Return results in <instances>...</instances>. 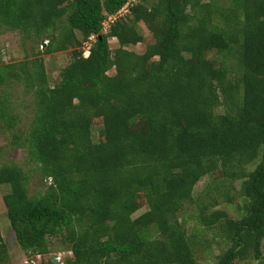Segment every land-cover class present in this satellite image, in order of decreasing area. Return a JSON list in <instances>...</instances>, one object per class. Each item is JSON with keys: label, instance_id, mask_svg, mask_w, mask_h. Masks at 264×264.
I'll return each mask as SVG.
<instances>
[{"label": "trees", "instance_id": "trees-1", "mask_svg": "<svg viewBox=\"0 0 264 264\" xmlns=\"http://www.w3.org/2000/svg\"><path fill=\"white\" fill-rule=\"evenodd\" d=\"M127 1L0 0V34L18 31L38 43L33 57L0 62V133L11 135L12 145L27 150L51 179L32 195L25 169L0 158L17 243L43 256L51 254L50 237H59L71 252L63 264H200L197 233L218 227L231 243L219 264L252 253L260 259L264 0H139L105 31L104 21ZM140 22L155 38L143 53L129 49L144 41ZM69 47L72 59L51 85L40 54ZM227 52L237 59L234 75L217 57ZM16 83L32 96L26 130L6 88ZM205 176L210 181L195 195ZM236 180L241 184L233 196ZM220 196L246 200L243 218L213 209ZM142 197L148 210L134 217ZM192 203L199 211L184 216ZM190 218L199 225L189 234ZM9 257L0 228V264Z\"/></svg>", "mask_w": 264, "mask_h": 264}, {"label": "rangeland", "instance_id": "rangeland-1", "mask_svg": "<svg viewBox=\"0 0 264 264\" xmlns=\"http://www.w3.org/2000/svg\"><path fill=\"white\" fill-rule=\"evenodd\" d=\"M139 31L144 36V41L136 45L129 46L130 50L136 51L138 53L145 52L147 46L155 41V38L152 32L147 28V26L140 22L138 25ZM79 34V33H78ZM25 41V42H24ZM43 46H40V49L43 50L48 45V40L43 41ZM38 43L33 40H27L23 38V35L18 31L5 30L0 34V62L3 63H12L19 62L24 60L26 57H33L38 51ZM110 46L112 49H115L119 46L118 40L116 38H110ZM89 48L88 43L82 45V49L87 54V49ZM72 47H69L65 50L55 51L53 53H41L40 56L44 58L46 65L47 73L49 75V81L51 85H54L59 80V75L63 67H65L72 59ZM215 56V53H210V57ZM219 61H224L227 67L230 70V75H234V68L237 63V59L234 53H224L222 56L217 55ZM110 74L115 73V69L109 71ZM10 88L11 95L15 101V108L20 115L19 126L22 129H28L32 115H33V106H32V96L25 91V88L22 84L16 83ZM223 107H218V111H223ZM101 124L98 120L95 121L93 127V136L94 140L97 141L101 139L100 135ZM12 136L8 133H0V147L3 148L0 153V158L4 161H13L21 165L27 174L29 175V191L30 194L35 195L38 192H43L46 189L47 184H50L51 179H44L43 174L41 173L39 166L33 162L28 155L27 150L21 147H14L11 143ZM260 159H257L256 162L251 163L247 166V171L255 169L259 164ZM224 174H227L226 171L219 172L215 176L216 179L222 178ZM214 178V177H213ZM210 181V177H203L195 187V195L202 191ZM231 184L227 181V185ZM241 180H236L235 183H232L231 193L233 196L237 193V189L240 188ZM10 191L9 186L0 185V226L2 228L3 237L8 246V251L10 257L6 264H41L43 260H47L52 257V254L56 253L64 258L61 264L66 261L68 255L71 252L67 251V245L62 242L59 237H50V251L51 254L47 255H36L24 251L16 241V235L14 229L11 226V222L7 215V209L3 200L5 193ZM216 194H214L215 196ZM219 203L213 206V209H222L228 212V214L234 219H242L246 214V204L248 203L242 197L235 196L234 201L229 203L220 196ZM210 198L206 197V204L209 203ZM199 203H192L186 206L184 216L191 217L192 213H197L199 211ZM148 210L147 202L142 197L138 208L135 211L134 217L140 215L141 213ZM197 222L190 218V222L187 226V232L190 234L193 229L198 226ZM197 241L195 245L196 255L200 264H219V256L231 245L230 241L226 235L218 227L216 228H204V230L197 233ZM261 258L256 259L253 255L246 260H238L236 264H264V239L261 243ZM53 260V259H52Z\"/></svg>", "mask_w": 264, "mask_h": 264}, {"label": "built area", "instance_id": "built-area-1", "mask_svg": "<svg viewBox=\"0 0 264 264\" xmlns=\"http://www.w3.org/2000/svg\"><path fill=\"white\" fill-rule=\"evenodd\" d=\"M137 1H139V0H128V1L124 4V6H122V7L119 9V11H118L116 14H114V15H109V16L107 17V19H106V20L104 21V23H103V24H104V30L106 31V30L108 29V27H109V25H110V23H111L112 21H115L118 17L123 16V15H125L126 13H128V12L130 11V7H129V6L133 5V4L136 3ZM91 39H94V36H92ZM88 44H89V48H90L91 43L88 42ZM89 48H88L87 51H86L87 54L85 53L86 56L89 54ZM58 258L61 259V261L63 260L61 255H58Z\"/></svg>", "mask_w": 264, "mask_h": 264}, {"label": "water", "instance_id": "water-1", "mask_svg": "<svg viewBox=\"0 0 264 264\" xmlns=\"http://www.w3.org/2000/svg\"><path fill=\"white\" fill-rule=\"evenodd\" d=\"M52 259H53V262L54 264H61V259L58 258V254L54 253L52 254Z\"/></svg>", "mask_w": 264, "mask_h": 264}, {"label": "crops", "instance_id": "crops-1", "mask_svg": "<svg viewBox=\"0 0 264 264\" xmlns=\"http://www.w3.org/2000/svg\"><path fill=\"white\" fill-rule=\"evenodd\" d=\"M0 228H1V226H0ZM1 231H2V228H1ZM2 235H3V233H2ZM4 236V235H3ZM4 239H5V237H4Z\"/></svg>", "mask_w": 264, "mask_h": 264}]
</instances>
